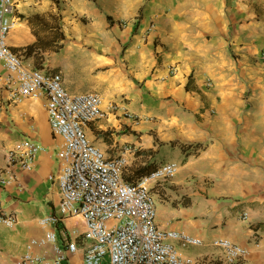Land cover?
Returning <instances> with one entry per match:
<instances>
[{
    "label": "crops",
    "instance_id": "crops-1",
    "mask_svg": "<svg viewBox=\"0 0 264 264\" xmlns=\"http://www.w3.org/2000/svg\"><path fill=\"white\" fill-rule=\"evenodd\" d=\"M14 2L16 23L7 43L49 39L52 45L27 54L17 49L24 66L59 73L69 93L100 96L105 116L83 131L106 157H126L124 179L175 161L176 175L157 194L182 185L186 176L192 182L191 205L161 209L156 203L159 226L202 238L192 253L179 248L186 264H229L210 244L215 237L249 249L230 264H264V0ZM34 14L40 18H27ZM53 17L57 36L40 29V21L55 26ZM112 103L138 118L110 111ZM24 140L42 148L28 170L7 156ZM60 144L48 125L45 98L12 101L0 82V212L16 218L14 226H0V264H17L25 250L38 251L44 233L38 218L57 213ZM203 169L212 173L202 176ZM176 215L189 220L171 223ZM75 222L67 217L54 227L59 243L62 229ZM82 257L79 249L68 263L80 264Z\"/></svg>",
    "mask_w": 264,
    "mask_h": 264
},
{
    "label": "built area",
    "instance_id": "built-area-1",
    "mask_svg": "<svg viewBox=\"0 0 264 264\" xmlns=\"http://www.w3.org/2000/svg\"><path fill=\"white\" fill-rule=\"evenodd\" d=\"M14 5V0H0V65L5 70L0 74V82L12 101L44 97L49 128L61 138L55 176L59 193L57 213L38 218L44 231L43 241L38 251L25 250L16 263L69 264V259L82 249L80 264H186L188 259L179 248L201 246L202 238L185 230L159 226L152 193L154 185L173 179L178 163H161L133 181H126V157H106L83 131L86 124L105 116L100 96L94 92H67L59 73L25 67L21 55L10 48L7 36L16 23L10 16ZM260 57L264 58V47ZM108 109L121 110L131 120L138 118L116 103ZM41 149L39 144L24 140L7 156L28 170L31 159ZM67 217L76 222L62 229L59 243L54 227ZM240 218L247 220V212L242 211ZM15 224L13 214L0 212V226ZM210 244L220 251L225 263L249 255L246 246L229 238L215 237Z\"/></svg>",
    "mask_w": 264,
    "mask_h": 264
},
{
    "label": "rangeland",
    "instance_id": "rangeland-1",
    "mask_svg": "<svg viewBox=\"0 0 264 264\" xmlns=\"http://www.w3.org/2000/svg\"><path fill=\"white\" fill-rule=\"evenodd\" d=\"M182 162V158H179ZM178 159V160H179ZM202 172V176H204V174H208L211 172V170L209 169H203L201 170ZM214 172V171H213ZM212 173V172H211ZM209 176V175H208ZM162 186V184H156L152 187V193L154 194V199L156 201V203H159L162 205L161 209H163L162 207H179V206H189L192 204V194H191V189H192V182L188 181V177L186 176V179L183 181V184H175L174 186H168V192L165 193V195L162 194H157L158 189ZM174 188L177 190L175 191ZM181 193H185L186 196H184ZM189 193V196H187V194ZM162 213V212H160ZM164 217H162L163 219ZM170 220L171 223L173 222H179V221H183V220H189L188 217L185 216H174V218H170L168 219ZM181 229V228H180ZM182 230V229H181ZM188 251H190L192 253V247H188L187 248ZM192 255V254H190ZM187 258V257H186Z\"/></svg>",
    "mask_w": 264,
    "mask_h": 264
},
{
    "label": "trees",
    "instance_id": "trees-1",
    "mask_svg": "<svg viewBox=\"0 0 264 264\" xmlns=\"http://www.w3.org/2000/svg\"><path fill=\"white\" fill-rule=\"evenodd\" d=\"M33 16L36 17L37 20H38V17H39L38 14L27 16V18L31 19V17H33ZM55 17H53V21H54V25L55 26L51 25V26L48 27L46 23H44L43 21H40V29H44V30L48 29V30L54 32V35L57 36V34H58V32H57L58 31V29H57L58 28V20ZM59 36L63 37V34H62L61 31H59ZM52 44L53 43L51 41H49V39H46V38H40L39 39V38H37V39H34V40L28 42L24 46H17V47H11L10 45L9 46L14 52H17V49H21L22 48L23 51H24V54H27L28 51H31L34 48L36 49L37 47H45V46L47 47V46H50ZM195 147H196V145H195ZM182 149H183V151L188 152V151L185 150L184 146H182Z\"/></svg>",
    "mask_w": 264,
    "mask_h": 264
}]
</instances>
